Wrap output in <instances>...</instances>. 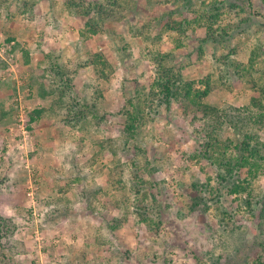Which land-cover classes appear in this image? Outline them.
Masks as SVG:
<instances>
[{
    "label": "rangeland",
    "instance_id": "rangeland-1",
    "mask_svg": "<svg viewBox=\"0 0 264 264\" xmlns=\"http://www.w3.org/2000/svg\"><path fill=\"white\" fill-rule=\"evenodd\" d=\"M112 1L114 11L97 14L98 30L81 38L86 17L68 14L65 0H0V264H264V191L252 211L243 202L220 225L213 207H191L208 180L218 186L214 167L196 156L202 135L191 113L161 105L133 134L120 110L124 79L141 95L152 81L149 50L171 51L177 68L187 63L209 16L220 36L182 72L208 78L207 102L235 114L253 90L234 61L264 45V0ZM184 19L179 32L165 26ZM58 65L73 86L61 113L79 105L69 123L50 109ZM251 127L264 141V120ZM236 133L225 124L221 136Z\"/></svg>",
    "mask_w": 264,
    "mask_h": 264
},
{
    "label": "trees",
    "instance_id": "trees-1",
    "mask_svg": "<svg viewBox=\"0 0 264 264\" xmlns=\"http://www.w3.org/2000/svg\"><path fill=\"white\" fill-rule=\"evenodd\" d=\"M65 4L67 5L68 14L86 17L83 24L84 31H81V38H84V32L93 33L98 30V25L94 23L95 16L103 14L106 17L109 12L114 11L111 10V7L116 4V1L109 0L105 4L95 0H65ZM73 8L76 9L72 10ZM185 20L187 19L175 21L176 25L173 26L167 20L165 26L179 32L181 27L185 29ZM205 20L208 22L206 24V34L200 37L192 51L187 53V63L180 64L178 68L173 63L177 56L171 51L149 50L154 63L152 81L142 89L145 92L141 95L137 82H132L127 78L124 79L120 95L124 102L120 110L124 111L127 117L124 123L125 131L133 134L146 116L152 115V113L155 115L161 105L168 107L171 103L176 102L183 106L186 114L191 113L190 121L197 128V134L202 135V141L198 142V148H196V156L203 158L214 167L218 179V186H212L209 180L205 183L204 190L194 197L191 207L207 210L213 207L214 216H216L218 223L228 226L229 222H234L232 208L240 210L239 207H243L245 203L252 211L253 201L251 202L250 199L255 198L258 194H263L264 191L262 184L256 182V178L261 174L262 165H264V141L252 131L251 127L252 124L264 120V103L262 101L264 97V67H260L264 65V45L252 48L245 63L239 60L234 61L235 64L232 63L236 70L240 71L239 73L245 79L246 84L253 90V94L244 100L243 106L234 109L236 110L235 114H231L228 110L220 109L218 106L207 102V96L213 91L212 83L208 78H186L182 72L183 66L195 63V59L203 53L206 41H216L220 36L215 33L210 17H206ZM181 41L178 37L176 48L179 47L178 43L180 45ZM27 53V51L24 52L26 58L28 57ZM78 65L80 66V61ZM54 67H56L54 76L57 82L52 89L53 91L56 90L58 95L53 100L50 109L57 110L61 119L69 123L75 119L70 114L71 110L79 105L76 102L69 103L67 113H61L60 109L66 104L67 94L70 100L73 99V86L70 81L71 78H68L69 73L65 72L63 67L59 65ZM255 74L256 78L254 77ZM258 91H261V93ZM75 94L77 97L80 92L76 91ZM148 112L149 114H147ZM247 115L252 118L253 122L249 127H245ZM39 116L40 111L35 109L29 115V119L35 120ZM225 124H230L237 130L238 139L236 141L222 138L221 132ZM240 126L244 127L243 131L237 129ZM245 170L246 175L242 176ZM150 184L152 185V182ZM150 193L152 202H155L156 193H154V190H150ZM244 195L246 196L245 199ZM148 198L149 193L147 194ZM147 206L145 205V207ZM149 208L152 209L153 206H149ZM158 210H160V207ZM143 220L147 219L143 217ZM7 222L6 220V230L9 226ZM4 225L5 219L0 216V236ZM260 257L261 254L255 256L252 263L258 262ZM226 264L233 263L229 260Z\"/></svg>",
    "mask_w": 264,
    "mask_h": 264
},
{
    "label": "built area",
    "instance_id": "built-area-1",
    "mask_svg": "<svg viewBox=\"0 0 264 264\" xmlns=\"http://www.w3.org/2000/svg\"><path fill=\"white\" fill-rule=\"evenodd\" d=\"M20 120H22V119H20ZM21 128H23V126H22V121H21V123H20V125H19Z\"/></svg>",
    "mask_w": 264,
    "mask_h": 264
}]
</instances>
